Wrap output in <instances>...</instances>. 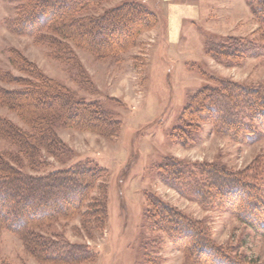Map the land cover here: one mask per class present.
Segmentation results:
<instances>
[{
  "label": "rangeland",
  "instance_id": "374dc122",
  "mask_svg": "<svg viewBox=\"0 0 264 264\" xmlns=\"http://www.w3.org/2000/svg\"><path fill=\"white\" fill-rule=\"evenodd\" d=\"M123 1L108 0L88 13H101ZM134 1L156 15V25L140 32L121 53L99 57L73 48L77 60L66 63L50 56L49 47L37 44L33 36L16 33L4 24L13 21L24 0H0V74L27 77L9 62V49H16L46 76L64 84L75 98L100 103L118 124L112 136L55 124L54 131L66 147L59 159L48 157L45 166L32 170L19 158L17 167L31 174L67 167L78 160L102 172L90 193V198L104 196L106 213L98 224L84 206L68 219L46 223L38 232L82 245L88 258L78 264H204L186 246L176 248L162 229L148 224L146 215H152V203L160 200L197 221L212 245L224 254L244 264H264V232L241 221L227 201L220 203L219 191L209 183L207 187L215 192L211 198L188 190L194 185L192 179L203 182L205 178L200 164H216L234 173L246 172L261 188L264 199V134L252 143H243L209 124L192 123L186 128L187 139L181 137L185 145L174 138V130L182 125L183 108L203 86L223 79L264 85V29L248 0ZM173 2L187 6L189 15L177 23L174 32V23L167 18V4ZM240 2L244 5H237ZM207 40L227 45L250 40L257 48L227 66L207 53ZM0 87L15 89L19 85L0 80ZM0 116L27 128L15 112L1 104ZM0 151L14 154L17 148L0 137ZM166 161L178 162L183 175L163 173L161 164ZM0 264L60 263L38 261L15 233L3 230Z\"/></svg>",
  "mask_w": 264,
  "mask_h": 264
},
{
  "label": "trees",
  "instance_id": "16d2710c",
  "mask_svg": "<svg viewBox=\"0 0 264 264\" xmlns=\"http://www.w3.org/2000/svg\"><path fill=\"white\" fill-rule=\"evenodd\" d=\"M24 1L13 21L5 20L4 24L16 33L33 36L37 44L49 47L50 56L66 63L77 60L73 48L99 57L121 53L140 32L158 21L144 4L134 0H125L98 14H89L88 10L108 0ZM247 4L264 29V0H248ZM256 48L257 44L250 40L229 45L206 42L207 53L227 66ZM9 54L10 64L27 77L1 73V81H15L19 87H0V104L15 112L27 128L0 116V137L17 148L14 154L0 151V235L3 230L15 233L25 250L38 261L82 263L88 258L82 253V245L46 238L38 228L59 218L68 219L84 206L98 224L106 213L104 196L90 198V193L102 176L101 169L78 160L67 167L31 174L16 163L23 158L30 169L38 170L45 166L48 157L59 159L66 147L54 131L55 124L94 130L104 136L116 134L118 124L100 103L75 98L70 89L46 76L18 50L9 49ZM180 122L182 125L174 130L180 145L186 144L182 138L187 139L186 128L192 123L209 124L235 141L252 143L264 134V85H243L224 79L205 85L190 97ZM177 163H162V172L183 175L185 171ZM200 166L205 178L203 182L192 179L194 185L187 183L188 190L211 198L215 192L211 193L209 183L219 191L220 203L227 201L241 221L264 232V199L251 177L216 164ZM152 205V215H146L148 224L162 229L176 248L186 246L204 264H244L212 245L197 221L160 200Z\"/></svg>",
  "mask_w": 264,
  "mask_h": 264
},
{
  "label": "crops",
  "instance_id": "0c3cea01",
  "mask_svg": "<svg viewBox=\"0 0 264 264\" xmlns=\"http://www.w3.org/2000/svg\"><path fill=\"white\" fill-rule=\"evenodd\" d=\"M179 2H173V3H168L167 4V18L169 21H171L174 23L173 26V32L176 30L175 28H178V22H182L183 18L188 17V13L186 12L187 10V6H181L180 4H178ZM240 2V4L238 3L237 5L239 6H243L244 4ZM246 8V6H245ZM172 32V35H173ZM175 36H177V33L175 34Z\"/></svg>",
  "mask_w": 264,
  "mask_h": 264
}]
</instances>
